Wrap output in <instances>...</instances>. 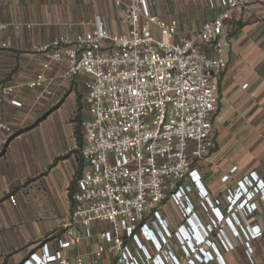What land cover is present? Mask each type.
<instances>
[{"label":"built area","instance_id":"obj_1","mask_svg":"<svg viewBox=\"0 0 264 264\" xmlns=\"http://www.w3.org/2000/svg\"><path fill=\"white\" fill-rule=\"evenodd\" d=\"M219 1L223 12L187 33H180L176 18L147 13L154 0H131L125 9L128 30L113 34L98 17L92 31L62 34L40 46L42 69L28 82L29 88L52 94L46 84L52 63L66 62L64 80L85 77L87 117L83 142L77 146L85 165L71 196L67 239L58 236L55 247L44 243L21 264H224L218 245L229 250L234 244L221 224L237 219V211L251 213L250 200L258 194L264 198V181L254 172L240 180L228 190L229 206L223 212L219 198L213 205L206 201L209 192L193 167L211 148L218 90L227 66L220 37L231 11L241 6L240 0ZM13 27L18 32L22 24ZM0 92L10 96L15 87L2 84ZM11 103L21 105L17 99ZM1 132L9 134L12 127L0 98ZM193 189L201 197L199 204ZM9 199L17 201L15 195ZM167 200L179 211L175 226L162 213ZM198 206L209 216L206 227L198 218ZM231 230L244 235L248 251L254 238H264L258 225L237 221ZM84 241L92 249L71 255Z\"/></svg>","mask_w":264,"mask_h":264},{"label":"crops","instance_id":"obj_2","mask_svg":"<svg viewBox=\"0 0 264 264\" xmlns=\"http://www.w3.org/2000/svg\"><path fill=\"white\" fill-rule=\"evenodd\" d=\"M240 1L241 6L225 20L220 37L227 66L218 90L211 148L193 165L209 192L206 201L213 205L219 198L223 212L229 206L228 190L235 189L240 180L254 172L264 181V0ZM130 2L0 0V25H8L0 28V85L15 87L10 96L0 92L4 117L12 127L11 133H0V264H21L30 252H40L44 243L55 247L58 236L67 239L71 196L85 165L77 148L83 142L87 117L85 77L64 80L66 62L52 63L46 71L52 94L29 88L28 82L42 69L44 54L39 48L62 34L92 31L98 17L113 34L128 30L125 9ZM222 12L219 0H154L147 7V13L164 20L176 18L180 33L197 30ZM16 23L22 24L18 32L13 27ZM204 49L214 54L208 46ZM12 99L21 105L12 104ZM225 175H229L227 180ZM192 194L199 204L197 189ZM10 195L16 196V203ZM250 204L251 213L237 211L238 220L231 217L221 224L234 244L229 250L218 245L224 264H264V238H254L253 250L248 251L244 235L231 230L237 221L264 230V198L258 194ZM162 213L171 226L178 223L179 211L172 201L163 204ZM197 214L206 227L208 214L199 206ZM90 249L92 245L84 241L70 253ZM86 260L94 262L92 256ZM208 264L223 263L212 260Z\"/></svg>","mask_w":264,"mask_h":264},{"label":"rangeland","instance_id":"obj_3","mask_svg":"<svg viewBox=\"0 0 264 264\" xmlns=\"http://www.w3.org/2000/svg\"><path fill=\"white\" fill-rule=\"evenodd\" d=\"M165 203H166V202H165ZM94 241H95V240H94ZM172 244L174 245V243H172ZM172 244H171V245H172Z\"/></svg>","mask_w":264,"mask_h":264},{"label":"clouds","instance_id":"obj_4","mask_svg":"<svg viewBox=\"0 0 264 264\" xmlns=\"http://www.w3.org/2000/svg\"><path fill=\"white\" fill-rule=\"evenodd\" d=\"M37 264V263H36Z\"/></svg>","mask_w":264,"mask_h":264}]
</instances>
